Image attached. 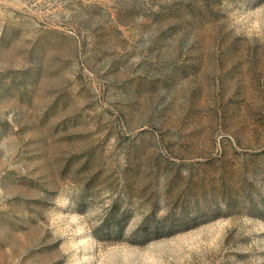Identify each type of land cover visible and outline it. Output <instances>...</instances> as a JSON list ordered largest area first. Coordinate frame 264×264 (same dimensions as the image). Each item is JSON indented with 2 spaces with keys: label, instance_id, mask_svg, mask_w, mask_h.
<instances>
[{
  "label": "rangeland",
  "instance_id": "rangeland-1",
  "mask_svg": "<svg viewBox=\"0 0 264 264\" xmlns=\"http://www.w3.org/2000/svg\"><path fill=\"white\" fill-rule=\"evenodd\" d=\"M0 264H264V0H0Z\"/></svg>",
  "mask_w": 264,
  "mask_h": 264
}]
</instances>
